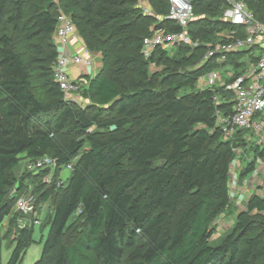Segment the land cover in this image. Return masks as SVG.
Wrapping results in <instances>:
<instances>
[{
  "label": "trees",
  "instance_id": "obj_1",
  "mask_svg": "<svg viewBox=\"0 0 264 264\" xmlns=\"http://www.w3.org/2000/svg\"><path fill=\"white\" fill-rule=\"evenodd\" d=\"M149 1L159 20L143 13L138 0H0V229L17 212L12 207L27 185L26 177L12 173L19 160L57 159L51 182L43 183L34 203L52 201L43 225L47 236L33 264H264V193H251L231 232L210 242L214 218L230 204L235 147L250 144L255 158H264V147L244 131L225 140L216 124V110L231 111L232 92L196 86L216 65L214 59L200 64L202 42L229 27L219 19L225 4L191 0L195 19L188 32L201 44L171 52L158 47L145 58L143 39L155 29L181 31L166 18L168 0ZM245 1L264 24V0ZM58 9L88 46L115 54V68L86 76L91 100L82 105L65 100L53 79ZM10 30L41 42L24 57ZM126 71L136 76L129 85L120 79ZM34 76L47 100L36 96ZM216 94L220 105L213 103ZM54 133L65 135L61 145ZM73 158L67 180L57 185L55 171ZM254 169L253 161L246 162L240 178ZM32 229L20 230L6 264H23Z\"/></svg>",
  "mask_w": 264,
  "mask_h": 264
},
{
  "label": "built area",
  "instance_id": "obj_2",
  "mask_svg": "<svg viewBox=\"0 0 264 264\" xmlns=\"http://www.w3.org/2000/svg\"><path fill=\"white\" fill-rule=\"evenodd\" d=\"M57 2V0H55ZM148 0H138L143 13H148L145 5ZM169 9L166 18L181 27L179 32H166L155 29L142 42L141 52L149 58L158 48L171 50L179 45H189L194 48L201 44L198 39H192L188 25L195 19L191 0H168ZM225 4L220 20L229 24L226 29L215 32L213 40L203 41L205 52L200 64L214 59L216 65L200 75L196 80L197 88H224L232 92L233 106L230 112L222 113L216 110V124L220 127L225 140L232 139L238 130L244 131L247 140H253L257 145L264 143V24L259 21L249 9L245 0H222ZM143 3V5H142ZM77 29L71 17L58 9L57 22L54 30L56 58L52 65L53 79L63 92L67 101L78 102L76 93L82 88L86 76H92L93 57L87 52H71L69 45L76 37ZM234 59H231L233 58ZM77 65L84 69L74 75L70 69ZM215 105L222 100L218 94L212 97ZM26 169L39 172L44 169L54 170L57 166L55 157L28 158ZM73 161L61 167V171L69 173ZM52 174L44 181L50 183ZM67 177L59 179L57 185L65 182ZM16 208L23 213H36L35 204L21 196L16 200ZM36 215V214H35ZM40 218L35 223L40 224Z\"/></svg>",
  "mask_w": 264,
  "mask_h": 264
},
{
  "label": "rangeland",
  "instance_id": "obj_3",
  "mask_svg": "<svg viewBox=\"0 0 264 264\" xmlns=\"http://www.w3.org/2000/svg\"><path fill=\"white\" fill-rule=\"evenodd\" d=\"M136 5H138V7L140 8L138 2ZM145 5L149 8L148 13L146 14H152L156 17L157 20H159L160 15L155 13L151 1L148 0L147 2H145ZM27 10H26V15L24 16L25 19H27V17L30 14V12ZM196 17L198 18L199 16ZM9 34L11 36V40L15 49L22 52L24 57L34 53L32 43L41 42L39 38L27 40L23 36L22 32H14L10 30ZM76 36L78 37L76 42L78 43L77 45H81V49H82L81 51L87 52L93 57V66L91 68L93 75L95 73L100 72L102 68H104V70L106 71L110 67L115 68L117 66L114 60L115 54H109L108 50H106L105 48L106 46H102V45H98L99 47L94 45L88 46L85 40L83 39V37L80 35L79 31H77ZM151 66L152 68L156 67L155 65L154 66L151 65ZM134 77H136L134 72H130V71H126L120 75L121 82L124 85H129L131 83V79H133ZM33 79L34 81L32 83V87L36 96L40 100L43 101L47 100L48 95L47 93H45V88H43L42 84L39 83L38 78L34 76ZM87 83L88 80L86 79L80 91L76 93L78 104L82 105L85 104L86 102H89V100H91V97H89L86 92ZM72 136L81 137V134H73ZM53 138L55 145H61L65 139V135L63 137L62 133H54ZM251 141L253 143V140ZM248 145L250 144H247L244 147L241 146L235 147V152L237 154L235 155V158L232 160L230 165V182H229L230 204L225 209L224 212L219 213L214 218V221L212 223L214 235L212 236L210 242L214 245L219 243V241L225 235H227V233L231 232L234 226V221L237 213L239 211L245 210L246 201L248 197L251 195V193H258L259 195H262L264 193V186H263L264 158L261 157L255 158L254 152L248 148ZM259 147L263 148L264 143L260 144ZM72 161H75V158H73ZM248 161L254 162L255 169L252 173L245 176V178H240L241 177L240 172L242 171L243 166H245V163ZM27 163H28L27 158L20 159L16 167L13 169L12 173L15 177H23V178L26 177L24 179L27 180V185L26 188L21 192V197L24 199H29L34 203H36L37 196L40 193V191L43 189V183H45L43 178L46 176L43 177L44 172L40 174H35L34 172H27L28 171L26 169ZM55 172L58 174L57 180L64 178L65 175L66 177H68L70 174V172L64 174V172L60 171V169H57V171ZM53 173L54 171L50 170L48 175L52 174L53 176ZM14 190H15L14 187H10L9 192L12 193ZM51 202L52 201L50 200L48 202L40 204L39 207H35L36 213H23L16 210L17 212L11 214L12 217L9 216L5 219L0 229V234L2 237V260L4 262L3 264H6L7 262L6 260L11 251V248L20 237V230L23 228L28 229L29 227H31V224L33 225L32 235H31L32 242L25 251V255L22 263L33 264L35 260L39 258L38 256H40L42 243L47 236L48 227L47 226L43 227V225L45 224L46 218L49 212L51 211ZM16 205L17 204L15 202V204L12 207V210H15ZM251 215L254 216V212L251 213ZM35 218H40L41 223L40 224L35 223ZM69 232L71 231L69 230Z\"/></svg>",
  "mask_w": 264,
  "mask_h": 264
},
{
  "label": "crops",
  "instance_id": "obj_4",
  "mask_svg": "<svg viewBox=\"0 0 264 264\" xmlns=\"http://www.w3.org/2000/svg\"><path fill=\"white\" fill-rule=\"evenodd\" d=\"M77 36L74 37V39L71 41V44L69 45V50L71 52H83L81 51V45H77L78 43L76 42L77 41ZM70 71L74 74V75H77L80 71L84 72V69H82L80 66H77V65H74L71 67ZM93 75V73H92ZM42 248V247H41ZM41 253V251H40ZM39 257V256H38Z\"/></svg>",
  "mask_w": 264,
  "mask_h": 264
}]
</instances>
